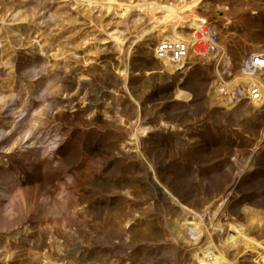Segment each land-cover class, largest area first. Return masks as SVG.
Masks as SVG:
<instances>
[{
  "label": "rangeland",
  "instance_id": "1",
  "mask_svg": "<svg viewBox=\"0 0 264 264\" xmlns=\"http://www.w3.org/2000/svg\"><path fill=\"white\" fill-rule=\"evenodd\" d=\"M109 1L0 0V264H197L209 239L264 264V97L215 100L264 49V0L193 8L217 51L179 69L154 55L168 22L137 39L150 16L124 7L186 0Z\"/></svg>",
  "mask_w": 264,
  "mask_h": 264
},
{
  "label": "bare ground",
  "instance_id": "2",
  "mask_svg": "<svg viewBox=\"0 0 264 264\" xmlns=\"http://www.w3.org/2000/svg\"><path fill=\"white\" fill-rule=\"evenodd\" d=\"M110 0L109 2H111ZM205 0H186L183 5H176L173 4H161L156 1L147 2L146 6L140 5H133L130 3V5H126V9L131 10L134 7L138 8H144L148 15L150 16L152 26L146 30H143L140 35L137 36V39H142L146 35L154 32L159 25L168 22L171 29L168 31L163 37L161 41L171 39V40H187L183 35L184 30H179L182 26L183 29H192L194 27H199L201 25L202 19H200L198 16H196V12L194 11L195 7L200 6L204 3ZM111 4V3H110ZM108 8H111V5L108 6ZM185 9H192L191 11L184 12ZM145 13V12H144ZM146 13V14H147ZM157 13L164 14L162 17H157ZM217 51V50H216ZM214 51L211 55L216 53ZM264 49L257 48L255 51H251L254 53H260L263 52ZM223 54V53H222ZM224 59L225 64H228L227 57L223 54L221 55ZM168 69H179L178 65L172 64L170 61L164 62ZM253 82H256L255 79H251L242 75H239L237 80L232 84H235V88H226L227 90L222 91V86H217V100L216 102L221 105H231L233 100V95L235 94L234 91H236L237 86H243L245 89L247 86L251 85ZM179 97H183L184 94L180 91ZM143 132H145L147 129L142 128ZM28 141V140H27ZM27 143V142H26ZM31 146V145H30ZM168 193V192H167ZM183 223H180V228L178 229L179 233L187 234L188 236L195 237V240L198 241L201 233L204 230V226L202 224L198 223H188L189 220L187 217L182 218ZM248 221H249V228L250 230L260 229L261 227H264V214L262 212H259L258 210H252L248 209ZM191 225V226H190ZM183 235V234H182ZM181 235V236H182ZM186 236V235H185ZM193 239V238H192ZM198 244V243H197ZM194 258L195 262L197 264H221L223 261V258L221 257L218 250H216L214 241L212 239H209V241L202 246H198L194 250Z\"/></svg>",
  "mask_w": 264,
  "mask_h": 264
},
{
  "label": "built area",
  "instance_id": "3",
  "mask_svg": "<svg viewBox=\"0 0 264 264\" xmlns=\"http://www.w3.org/2000/svg\"><path fill=\"white\" fill-rule=\"evenodd\" d=\"M199 27L187 30V40L167 39L159 41L154 55L162 62L170 61L179 68L192 58H207L217 50L220 27L217 24L201 21ZM239 72L242 76L255 79L251 85L243 89V86H237L234 100L247 101L255 103L264 97V51L260 53L249 52L239 64Z\"/></svg>",
  "mask_w": 264,
  "mask_h": 264
},
{
  "label": "crops",
  "instance_id": "4",
  "mask_svg": "<svg viewBox=\"0 0 264 264\" xmlns=\"http://www.w3.org/2000/svg\"><path fill=\"white\" fill-rule=\"evenodd\" d=\"M255 2H257V3H258V0H257V1H254V3H255ZM254 5H255V4H254ZM260 45H262V44H260ZM261 47H264V46L262 45Z\"/></svg>",
  "mask_w": 264,
  "mask_h": 264
}]
</instances>
